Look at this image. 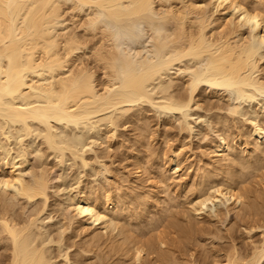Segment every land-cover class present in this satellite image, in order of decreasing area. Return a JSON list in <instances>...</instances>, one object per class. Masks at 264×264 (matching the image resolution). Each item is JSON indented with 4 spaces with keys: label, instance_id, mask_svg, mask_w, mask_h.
<instances>
[{
    "label": "bare ground",
    "instance_id": "6f19581e",
    "mask_svg": "<svg viewBox=\"0 0 264 264\" xmlns=\"http://www.w3.org/2000/svg\"><path fill=\"white\" fill-rule=\"evenodd\" d=\"M217 1L220 3L219 4L220 7L223 6V3L229 2L232 6L230 5L227 7L231 8L234 6L236 9H239V11H240V13H239L240 18L238 17L239 19L238 20L236 19L237 22H234V25H232V27H230V25H231V23H230L229 29L226 28L227 31L224 29L219 30L220 26L218 28L216 27V29L214 28L213 30H209V27L211 26V22H212V19H211L212 13L210 12V9L208 11V7L206 6V4L205 5L203 3L198 4L197 0L196 1L195 0H0V115L6 117L7 120L12 121L13 123H20L23 126L25 125V126L29 127V125H28L29 121H31V122L36 121L37 123L40 122V123L46 124V126L50 129L51 126L53 127L55 124L57 125L58 122L66 121V123H69V121H70V123H71L72 120H75V119L78 120V118L81 120V118L79 116H81L82 118L83 117L87 118V115H89V116L92 115L90 113H93V112L96 113L99 111L101 112L102 110H104L103 112H105V110L106 109L108 110L109 107H111V108L115 107L117 104L121 105V103L123 104V102H132V101L136 100V98H143L144 99V97L148 94L146 92L147 89H145V86H146L145 84H147V86H148L147 80L149 81V79L152 78L156 72L160 73L161 69L163 68L162 70H164V68L167 65H165L164 62H162L163 65H162V63L158 64L160 59L156 62V61H154V58H153V61L157 64L156 65L155 63H153V61H151L152 59L150 60L149 58H146L143 56L144 60L145 59H147V61L149 60L150 63H153V65L150 63H144L145 62L144 61L141 63V66L146 70L145 72H143L142 74H139V73L137 74V72L131 71V70H134L136 68V62L134 60H132L131 58L124 56L126 54V51L128 50L127 49L125 51V48L128 46V43H127L126 47H125L126 43H123L124 45H121V49L123 48L122 46L125 47V48H123V50L125 51V54L123 55L120 51L121 49L119 50L120 45H118L116 30H115L114 26L111 24V22L107 19L106 15H105L106 13L107 14L109 13L110 19L112 18L110 15H112L113 16L112 19L115 22H119V20H121L119 31L127 37L130 45L131 44L137 45L136 42L141 43L140 40L143 41L144 39H143V35H140L139 33L142 32L144 34L145 31H142V29H145V25L146 26L150 25V27L156 32V34H158L157 44H156L157 49L169 48V51H168V49H165V52L167 50V52H169L168 55H171V56L175 55L174 60H172L173 62L174 61L180 62V58H186L185 56H187V57H190L191 59L198 60L197 62L200 65V67L201 68L203 67L205 69V70H203V68L200 69L198 66V69H197L198 71L197 72L193 71V75H191V73H190L189 79H188V77L185 76V78H186L185 83H187L186 85L188 87L184 84V86L187 87V89L185 87L184 88L187 90L186 91L187 93L186 94L181 93L184 91L182 88L181 89L182 91L181 92L179 91V93H181V95L178 94L177 98L175 97V99L173 100V103L171 101L174 98V95H173L172 99L169 98V100H167V101H170V102H168V104L164 103V105H163V107L166 108V110H168V109L171 110L172 108H174V109H176V111L182 112L181 110L184 108L187 109L189 107V105H191L190 104L191 102H194L198 106L197 103L199 100H197V98L195 96V92H196V90H199L198 86L203 84V82L208 84L207 85L208 87L206 86L207 90L209 89V86H210L211 91L213 92V93L212 92L211 93L215 94V96H216V93H218L219 88H223V89L229 91L228 94L230 96H233V97H236L239 99L241 98V100L245 97H247L248 99L251 97L253 98V96L250 93H254V95L256 93L257 94L258 93H264V80L261 79L262 76H261V78L259 76V71H260L259 61L264 59L262 57L263 54L259 56V50L263 48V44H264V9H263V7L261 8V6L263 4L260 6H259L260 3L258 5H255V1L256 2L260 1V0H258V1L255 0L254 3H251L252 5L254 4V6L250 5V7H247L246 5H248L249 0L248 1L247 0H217ZM215 4H217V3H215ZM85 6L86 7L88 6V10H86L87 8H85ZM208 6H210V5H208ZM89 7H90V10H89ZM217 7H218V5H217ZM99 8H101L102 11H100ZM102 8H106L105 10L110 8L111 10L109 9L108 12H106ZM211 8H212V5H211ZM224 8H225V6H224ZM235 8H234V11H237ZM226 10H227V8H226ZM83 11H89V12L84 13ZM103 11H105L106 13H103ZM209 13H211V14H209ZM231 14H232V12H231ZM114 18H116V19H114ZM117 19H118V21H117ZM227 19H229L228 20L229 22H230V20H232V18L231 19L227 18ZM228 21H226V19H225V25L226 26H228L227 24H229ZM62 22H63V24H62ZM64 22H65V24H64ZM246 23L249 24V28H250V30H249V28L246 30V31L249 30V33L247 36H245V34L241 28L242 26L244 28V25H248ZM69 24L70 25L74 24L77 29H79V28L81 29L82 32L80 33V36L78 35L80 31L77 33V31H75L77 29H75L73 27L74 25L72 26V30H70V31L67 30L68 28H70ZM216 24H217V22H216ZM250 24H252V27L250 26ZM62 25H64V26H62ZM223 25H224V23H223ZM147 32H148V30H147ZM82 35H84L85 37H88V36H91L94 38L97 37L98 39L96 38V42L94 40V43H93V40H92V42L89 40L92 44L89 46V42L87 41L88 39L87 40H86V38L84 39L83 37H81ZM257 36L259 37V39ZM139 37H141V38L139 39ZM154 41H156V40H154ZM88 47L91 48V51H92L91 52L89 50V53L91 52L92 57H93V61L91 60V62L95 63L97 65V67L99 66V68L103 72L104 79H102V81L100 83L98 82L99 84L96 82L95 72L93 71L92 67L88 66L87 64H83V62H81V58H79L80 53H79V55L77 54L79 56L78 58H77V55L75 57V54L78 51L83 50L82 52L84 53V50ZM150 47H151V44H150ZM131 48H132V46H131ZM123 50H122V52H123ZM152 50H153V48H152ZM128 51H130V50H128ZM170 51L172 53H170ZM161 52H163V51H161ZM161 52H160V55L162 56ZM260 52H261V50H260ZM91 53H90V56H91ZM168 55H166V56H168ZM158 58H159V56H158ZM172 58H173V56H172ZM79 60H80V62L77 63ZM169 61L171 63H173L171 60H169ZM194 62H196V61H194ZM193 69H195V67ZM199 69H200V71H199ZM262 69H264V68H262ZM133 72H135V73H133ZM175 75H177V74H175ZM182 76H183V74H182ZM174 80H175V78H174ZM179 80H178V82H179ZM98 86H100V88ZM209 91H210V89H209ZM221 91H223V90L221 89ZM131 93L132 94L134 93L136 96L132 97L130 95ZM174 93H175V91H174ZM203 94H205V93H203ZM175 96H176V93H175ZM151 97H153V96H150V98ZM217 97H218V95H217ZM233 97H231V99ZM225 98H226V96H225ZM225 98H224V100H225ZM228 98H229V96H228ZM221 99H223V94L221 95ZM231 99L229 98V100H231ZM167 101H165V102H167ZM207 102H208V100H207ZM218 102H219V100H218ZM218 102H217V104H218ZM165 104H167V105L165 106ZM203 104H204V102H203ZM207 105L209 106V104H207ZM212 108H213V105H212ZM216 108H217V105H216ZM229 108H231V111H232L231 114H234L235 112L238 111L239 106L236 108L237 111H236V109H235V111H233V109L235 107L233 108L231 106ZM247 108H249V107H247ZM174 109H172V110H174ZM218 109H220V108H218ZM183 114H185V113H183ZM183 114L181 116H184ZM186 114H187V112H186ZM89 116H88V118H89ZM215 116H217V114ZM103 117L104 116H102V118ZM220 117H221V115L219 116V118ZM244 118H245V116H244ZM257 118H258V115H257ZM182 119H183V117H182ZM223 119H224V117H223ZM214 121H216V120L214 119ZM241 121H239V123H241ZM54 122H56V123L54 124ZM184 122H186V119ZM263 122L264 121L262 120V123ZM212 123H213V121H212ZM216 123H217V121H216ZM219 123H220V121H219ZM243 123H245V121ZM74 124H76V122H74ZM184 124L185 123H183V125ZM186 125H188L187 122H186ZM234 125L235 124L233 123V126ZM237 125H238V122H237ZM233 126H232V128H233ZM180 127H181V125H180ZM185 127L188 128L187 126H185ZM221 127H222V125H221ZM247 127H249V126H247ZM239 128H241V127H239ZM253 128H254V130H252V131L255 135V140L250 141V142L248 140L249 138L243 139V136H244L242 134L243 132L237 131L240 129H238V128H237V130L235 129L237 133L234 134V136H235V138L237 137L236 139L241 140L240 142L239 141L238 142H239V144L241 143V145L244 146L243 152L246 151L248 153L246 157L236 154L237 152L234 153V148H233L234 144L238 143V142L234 143V139H235L234 136H232L231 138L229 136L228 138H224L223 140L222 139L220 140L219 139L220 136L216 135V136H218V139L220 140L219 143L216 144V146H215L216 149H214L216 159L213 163H209V164L206 163V165L208 167H209V165L211 166L210 168L205 167V170H203L201 168L202 166L200 167V169H202V172H203L201 174V170H200V176L203 175L204 179L200 178V180L202 182L200 181V184L198 187V191H197L198 198L196 199V197H195L196 203H194V205L192 204V206H193L192 208H194V210H192V212H196L195 216L198 217L201 215L203 216V213H204L203 211L207 207L205 202L207 203L208 201H211L214 203V201H217L218 199L220 200L221 197H223L222 199H225L226 202L231 201L234 204V206H236L237 213L244 215L242 218V220L244 219L243 225L247 230V234H248L247 239L249 238V239H251V241H253L252 240L253 235L251 234L253 229L259 230V229H263V227H264V143H263L264 141L259 142V139H257V136L262 135V133L264 131V124H261L260 126L258 124H256ZM146 129H148V128L146 127ZM182 129H184V128H182ZM181 131H183V130H181ZM221 131L223 132V129H221ZM243 131H245V130H243ZM146 132H147V130H146ZM222 132H221V134H222ZM246 132H249V131H246ZM113 134H112V137H113ZM207 134H205V135H207ZM148 137H149V135H148ZM148 137H147V140H148ZM223 137H224V134H223ZM108 139H110V138L108 137ZM206 140H207V137H206ZM145 141L143 139V142H145ZM47 142L51 143V145H52V140L50 141V137H47ZM210 142H211L210 144H212V141H210ZM140 143L141 142H139V144ZM250 144H252V146ZM145 146H146V144H145ZM207 146H208V144H207ZM144 151L146 153V149H144L143 152ZM148 152H150V151H148ZM201 153H203V152H201ZM238 153H239V151H238ZM147 155H148V153H147ZM166 155H167V153H166ZM139 156H140V153H139ZM179 156H180V153H179ZM148 157H150V156H148ZM151 157H152V154H151ZM176 157H177V155H176ZM203 157H205V156L203 155ZM206 157H208L207 154H206ZM130 158H131V156H130ZM145 158H146V156H145ZM142 160H143V158H142ZM133 162H134V160H133ZM144 163H146V162H144ZM147 163L149 164V162H147ZM5 164L7 165L8 162ZM160 164H161V162H160ZM173 164H174L173 166H176V165H179L180 163L178 164V159L175 158V160L173 159ZM193 164L194 163H192V165ZM203 164H204V162H203ZM142 165L143 164L138 165L137 175L142 174L143 173L142 170H145V165L144 166H142ZM129 166H130V164H129ZM155 166H157V163L155 164ZM15 167L16 166L14 164L12 165V163H11V166L8 167V169H7V172H8L7 175L3 174L4 176H1L0 186H3V187H8V186L10 187L11 186V187H13L14 185H16V183H18L19 184V188H18L19 190L18 191H20V193L22 194L21 196L24 195L27 197V199L28 198L33 199V198H36L38 196L42 197V195H43V197H46L45 192L47 191V186L49 185V183L47 185L46 181H48V180L45 179V176L49 177L50 174L48 175L44 171V175L46 174L44 176V178L42 175V178L40 177L41 179H38L39 181L36 180L35 184H33L32 186H29L26 183H24V181L22 180L23 178H22V174L20 173V171L18 170L19 172H17L16 170H14ZM143 167H144V169H143ZM157 167H159V166H157ZM148 168H149V166H148ZM178 169H179V167H178ZM198 169H199V167H198ZM198 169H196V170H198ZM131 170H132V167H131ZM172 171L174 172L175 169ZM104 172H105V170H104ZM107 172H105V173L107 174ZM109 172H108V174H109ZM158 172H160V171L158 170ZM97 173L100 174L99 172H97ZM144 174H146V173H144ZM148 174H149V172H148ZM158 174L161 175L160 173H158ZM102 175H103V171H102ZM129 175L130 174H127V176H129ZM153 175H154V173H153ZM162 175L166 176L168 174L165 175L162 173ZM187 175H188V172H187L186 176ZM105 176H107V175H105ZM105 176H104V178H105ZM133 176H135V175H133ZM171 176H173V175L171 174ZM118 177H119V175H118ZM142 178H143V176H141V179ZM154 178H156V177L154 176ZM161 178H163V176H161L159 179L162 180ZM168 178H166V179L168 180ZM186 178H188V177H186ZM49 179H50V177H49ZM152 179H153V176H152ZM157 179H158V177H157ZM194 179H195V177H194ZM144 180H146V178ZM167 180H166V183H168ZM125 181H126V179H125ZM125 181H124V183H125ZM142 181H143V179H142ZM152 181H154V180H152ZM175 181H177V180H175ZM180 182L182 183V181H180ZM191 182H192V180H191ZM106 183L107 182H105V184ZM157 183H158V181H157ZM173 183H174V178H173ZM18 184H17V186H18ZM161 184L164 185L165 183L163 184L161 182ZM133 185L136 187L135 184H133ZM179 185H180V183H179ZM109 186H111V185H109ZM155 186H157V185H155ZM166 186H167V184H166ZM166 186H164V188H162V189L164 190ZM193 186H192V188L194 189ZM85 187L86 186H84V188ZM170 187H173V186H170ZM117 188L119 189L120 187H117ZM147 188H148V186H147ZM192 188H191V184H190L189 189H192ZM153 189H155V188H153ZM91 190H92V187H91ZM81 191H83V190H81ZM87 191H88V188H87ZM119 191H120V189H119ZM189 191H188V193H190ZM103 192H104V195L102 196V198L104 197L103 201H101L97 197V195L94 196V194L92 195L91 193H89V194L87 192L84 193V191H83V194H80V195L77 192V195H79V197L76 200H74L75 211L76 212L78 211V213H79V214L78 213L77 214L80 216L82 215V217L83 216L87 217L86 220H88V219H90V221L92 220L93 225L100 224V226H101V224L104 221H107L106 219L108 217H109V219H112V223L114 224L115 220L113 221V219H115V217H116L114 215L117 214L119 209L121 210V208L124 207L123 206V200H122L124 198L123 196L119 197L118 195L112 194V192L110 193V191H106V190L105 191L103 190ZM136 192H138V191L136 190ZM167 192H168V189L166 190V193ZM195 192H193V193H195ZM145 193H146V191H145ZM157 193H159V192H157ZM164 194H165V192H164ZM133 195H134V193H133ZM130 196H132V194ZM147 196H145V197L139 196L138 201L139 200L141 201L140 203L144 206V207L142 206L143 208H147L149 205L148 199H147L149 197H147ZM149 196H153V195H149ZM183 196H184V194H183ZM170 197L171 196L169 195V198ZM4 198H5V196L2 197V201ZM173 199H174V197H173ZM176 199H174V201ZM182 199L185 201L184 198H182ZM6 200L8 201V199H6ZM174 201L172 200V202H174ZM172 202H170V199H169V203H172ZM223 202H225V201H223ZM156 203H158V202H156ZM175 203H174V205H175ZM2 204L5 206L4 203H2ZM180 204H181V202H180ZM3 205H2V207H3ZM204 205L206 207H204ZM103 206H105L106 208ZM109 206H111V208H109ZM182 206H184L183 203H182ZM194 206H196V207H194ZM142 207H141V210L143 211ZM186 207H187V205H186ZM134 208L136 209V207H134ZM224 208H227V207H224ZM230 208H231V206L228 207V210ZM190 209H191V206H190ZM177 210H179V209H177ZM184 210H183V212H185ZM4 211H7V210H4V208H3V212H0V213H2V214H0V221H1L0 222L1 223L0 236L6 237L10 241H8L6 238L5 239L3 238V239L7 240L8 242H11L10 245H8L9 247L12 246V252H11L12 254L11 255L9 254L10 258H11V259L9 258L10 259L9 264H51L50 258H49L50 261L48 262V256H46V251L41 246L42 243L40 242L41 245H40V243H38L39 245L37 244L38 246H41V247L35 246L36 243L32 244V243H34V241H31L33 236L32 235L30 236V233L33 230L31 232H30V230H31V226H33V225H34L33 227H35V229L37 228L35 226V224L32 225L31 223H28V222L25 223L24 222L25 226H22L23 223L22 224L20 223V225H19L18 222H16L17 219H16V221L14 220V218H13L14 216H12V218H11V216H9V214L7 213V215L9 216L8 217ZM187 211H189V208H188V210H186V215L189 214V213H187ZM126 212H128V211H126ZM161 212L159 211V213H161ZM205 212H206V210H205ZM225 212L227 214V211H225ZM120 213H122V211L119 212V214ZM175 213H178V212H176V209H175ZM183 214L184 213H182V215ZM192 214H194V213H192ZM211 214L212 213L210 211V215ZM128 215H130V214H128ZM133 215H135V214H133ZM216 215L217 214L213 215L214 218H216L215 217ZM220 215H222V214H220ZM126 216H125V218H126ZM173 216H174V214H173ZM173 216H172V218L169 216L171 219H169V217H167L168 220L167 219L165 220L166 217L164 216L165 218H164V221H162V222H165L166 225L164 226V224H163V227H161V228H159V226L156 224L154 227V225L152 224V229H154V230H152V229L151 230L154 231V234H155V230H157L158 232H156V235H152V231H150L152 238L147 236V237H149L148 239H146L147 234H145V240H144V238L143 239L140 238V236H138L137 234L135 235L133 231L129 230V228H127V227L125 228L124 226L126 225V223H127L126 222L125 225H123L122 232L119 231V233L121 232V235H122L120 237V238H122L121 241L116 239L117 237H119V235L115 238V236L117 235L116 233L118 231V230H116L114 239L117 240L116 242H118V245H117V243H115L113 241L117 245V248L114 249V252L117 251V254H118L119 250L121 251V253H122V251H124V253L126 254V258H127V256H129L130 263H131V259L134 261V262L132 261L133 262L132 264H146V262H144V260L145 261L147 260L146 259L147 256H148L147 257L148 260L150 259V261H149V263H150L153 260V258H152L153 255L156 256V257H154L155 260H153V262H155V264H161V263L163 264V262H164V264L165 263L166 264H170V263L175 264L176 258H177V257L175 258V254H176L175 252H177V251L182 252L181 251V249L183 248L182 246H185L186 243L189 241V239L191 240V238L195 234V232L197 233L196 229H197L198 225H197V227H195L193 225L194 223L192 224L193 221H191V220H194L195 216L193 217L190 215L191 216V220H190L191 223L190 222L185 223L186 221L184 220V218L186 216L183 217V220L185 222H180L181 219L178 220L176 218L177 216L176 217L174 216L175 218ZM217 216H219V215H217ZM130 217H131V215H130ZM146 217H147V215H146ZM192 217H193V219H192ZM127 218H129V217H127ZM138 218H139V216H138ZM211 218L213 220V217H211ZM155 219L157 220L159 218H155ZM187 219H188V217H187ZM33 220H34V218H33ZM33 220L32 221L30 220V221L33 222ZM122 220H123V218H122ZM135 220H133V221H135ZM35 221H36V219H35ZM152 221H153V219H152ZM167 221H169V222L166 223ZM188 221H189V219H188ZM196 221H198V220H196ZM109 222H111V220ZM143 222H144V220H143ZM222 223H223V221H222ZM29 224H30V226H29ZM118 224H119V222H118ZM147 224H148V222H147ZM198 224H200V223L198 222ZM161 225H162V223L160 224V226ZM114 226H118V225L114 224ZM114 226L112 225V227H114ZM127 226L130 227L129 224H127ZM149 226H150L149 228H151V225H149ZM119 227H118V229H119ZM230 227H232V226H230ZM29 228H30V230H29ZM100 228H99V230H100ZM141 228H142V225H141ZM82 229H83V227H82ZM131 229H132V227H131ZM168 229H169V231H167ZM201 229L202 228H200V231L202 233L203 229L202 230ZM36 230L38 231V229H36ZM134 230H135V227H134ZM136 230L138 231V228H136ZM198 230H199V227H198ZM112 231H113V228H112ZM208 231H210L209 228H208ZM227 231L229 232V229H227ZM1 232H5L6 235H5V233H4V235H2ZM101 232H100V235L102 234ZM144 232H147V228H146V230H143V233L141 232L142 237H144L143 236ZM171 233H173V236L169 235ZM207 233L209 235V232H206V234ZM261 233L262 234H260V235H263V238L259 242L258 241L255 242L254 245L252 243V248L248 251L240 252V251H238L236 246H234V245L232 246V243H230V246H232L231 247L232 249L230 248L231 249L230 250L228 248L227 249L228 251L226 250L227 253L224 256L225 257L224 258V264H262V263H264V262H262L264 260V230H262ZM31 234H33V233H31ZM96 234H98L97 231H96ZM138 234L140 235V229H139ZM100 235L98 238H100ZM166 235H168L170 237L167 238ZM87 236H89V235H87ZM91 236H92V233H91ZM153 236H154V238H153ZM200 236H202V235H200ZM203 236H204V234H203ZM230 236H231V234H230ZM206 237H207V235H206ZM212 237H214V235L211 236V238ZM95 238H96V236H95ZM95 238L93 237L94 240H95ZM111 239H112V237H111ZM208 239H209V237H208ZM69 240H71V239H69ZM90 240H92V237H90ZM94 240H93V243L95 242L96 245L92 244V248L94 245L97 246L98 250H96V249L95 250H96V252H98L101 250L102 246L100 247V245L102 243L100 244V240L97 242L98 239H96L95 241ZM102 240H103V238H102ZM193 240H192V242H193ZM109 241H110L109 245H111L112 240H109ZM195 241L197 243H199V241L196 240V237H195ZM0 242H1V239H0ZM101 242H103V241H101ZM231 242H233V241L231 240ZM87 243L89 244V242H87ZM87 243L85 245H88ZM189 243L187 245H189ZM209 244H207V246ZM200 245H201V243H200ZM88 246L91 247V245H88ZM95 246H94V248H95ZM212 246H214V245L212 244ZM212 246H211V248H212ZM106 247H108V243L106 244ZM106 247L104 244V248H106ZM165 247H167V248L165 249ZM221 247L222 246H219V248H221ZM111 248L112 247H110V249ZM184 248H186V247H184ZM209 248H210V246H209ZM224 248L226 249V246H224ZM79 249H81V248H79ZM225 249H223V251H225ZM47 250H49V248ZM103 250H105V249H103ZM187 250H188V248H187ZM221 250H222V248H221ZM86 251L87 252L84 251L85 254L88 253L89 250H86ZM108 251H110V250L107 249V252ZM190 251H193V250H190ZM195 251H197V250L195 249ZM58 252H59V249H58ZM80 252H81V250H80ZM80 252H78V256H79ZM93 252H94V250H93ZM111 252H113V248L110 251V253ZM168 252H170V254ZM216 252H220V251L218 250ZM90 253H91V251H90ZM171 253L174 256H172ZM192 253L193 252H191V254ZM0 254H1V252H0ZM48 254L50 255V253H48ZM101 254L104 255L103 253H101ZM59 255H60V253H59ZM96 255H98V256H96ZM96 255H95L96 259L98 257H99V259L101 258L99 256V253ZM106 256L108 257V254ZM149 256L151 258H149ZM176 256H177V254H176ZM186 256H188V255H185L184 258H187ZM190 256L191 255H189V257ZM210 256H212V254ZM91 257H92V255H91ZM95 257H93V258H95ZM169 257H170V261H169ZM172 257H174L173 260L175 262H173V260L171 262ZM198 257H199V255H198ZM206 257H209V256H206ZM214 257L212 258V260L217 259L216 256H214ZM74 258L76 259V257H74ZM82 258H83V256H82ZM111 258H112V255H111ZM184 258L181 259L182 263L185 262L183 260ZM191 258H192V256H191ZM5 259L7 260L6 257H5ZM123 259H124V256H123ZM192 259L194 260V258H192ZM192 259H191V262H192ZM84 260H86V258ZM105 260H106V257H105ZM114 260L116 261V259H114ZM119 260L120 259H118V261ZM7 261H9V260H7ZM96 261H98V259ZM167 261H168V263H167ZM199 261H200V257H199ZM201 261H202V259H201ZM201 261H200V263H198V262L197 263L194 262V263L195 264H201V263L204 264V262H206V260L203 262H201ZM88 262H87V264H88ZM106 262H107V260H106ZM111 262H112V259H111ZM153 262H152V264H153ZM177 262H179V261H177ZM207 262H209V260ZM83 263H84V261H83ZM180 263H181V261H180ZM210 263L211 262H209L208 264H210ZM55 264H56V262H55ZM58 264H61V263H58ZM92 264H94V263H92ZM112 264H115L114 261ZM123 264H125V263H123ZM215 264H223V263H220V260H219Z\"/></svg>",
    "mask_w": 264,
    "mask_h": 264
},
{
    "label": "rangeland",
    "instance_id": "374dc122",
    "mask_svg": "<svg viewBox=\"0 0 264 264\" xmlns=\"http://www.w3.org/2000/svg\"><path fill=\"white\" fill-rule=\"evenodd\" d=\"M249 1H248V5H246V6L247 7H250V5L254 6V4L252 5L251 3H254L255 0H249ZM197 3L198 4L203 3L204 5L206 4V6L208 7V11L210 9V12L212 13V16H211L212 22H211V26L209 27V30H213L214 28L216 29V27L218 28L219 26H220L219 30L220 29L226 30V28L229 29L230 23H231L230 27H232V25H234V22H237L236 19L238 20L240 18L239 17L240 16L239 9H236L234 6L231 8L227 7V6L231 5L229 2H226L227 4L223 3V6H221V7L219 5L220 3L217 0H205V1L204 0H197ZM215 3H217V4H215ZM258 4H259V6L263 4L261 6V8L263 7V9H264V0H260L259 2L255 1V5H258ZM208 5H210V6H208ZM211 5H212L213 9L211 8ZM217 5L219 8L217 7ZM88 6L87 7L85 6V8H87L86 10H88ZM224 6H225V8H224ZM106 8H102V9L105 10ZM226 8H227V10H226ZM234 8L237 11H234ZM99 9H100V11H102L101 8H99ZM109 9H107L105 11L108 12ZM89 10H90V7H89ZM105 11H103V13H106ZM83 12L88 13L89 11H83ZM231 12H232V14H231ZM211 13H209V14H211ZM105 15L110 22L114 21L112 19L113 18L112 15H110L112 17L111 19L109 17V13L108 14L106 13ZM227 18H230V19L232 18V20H230V22H229L228 21L229 19H227ZM114 19H116V18H114ZM225 19L229 23V24H227L228 26L225 25ZM117 21H118V19H117ZM221 21L224 23V25ZM120 22H121V20H119V23ZM216 22H217V24H216ZM62 24H63V22H62ZM64 24H65V22H64ZM246 24H248V23H246ZM73 25L69 24L70 28H68L67 30H69V31L72 30ZM62 26H64V25H62ZM250 26L252 27V24H250ZM73 27L75 29H77L75 25ZM241 28H242L245 36H247L249 33V30H250L249 24L244 25V28H243V26ZM248 28H249V30L246 31ZM147 30H148V32H147ZM75 31H77V33L80 31L78 34L80 36V33L82 32L81 29L79 28ZM142 31H145V32H144V34L142 32L139 33L140 35H143V39H144L143 41L140 40L141 43L136 42L137 45L136 44L130 45V43H128L127 47H126V45H127V43H126L125 44L126 48L124 46H122L123 48H125V51L127 49L130 50V51L127 50L126 54H125V51L123 50V48L121 49V45H124V44H121L119 47V50L121 49L120 50L121 53L123 55L125 54L124 56L129 57L136 62V68L134 71L137 72V74L138 73L142 74L143 72L146 71L141 66V63L144 61H145L144 63H150V61L149 60L147 61V59L144 60V57L149 58L150 60L152 59L151 61H153V58H154V61H156V62L160 59L158 64L159 63L161 64L162 62H164V64L167 65L166 67L164 66L165 67L164 70H162L163 68L161 69L162 73L156 72L154 74V76L149 79V81L147 80L148 86H147V84H145L146 85L145 89L148 90V91L146 90V92L148 94L144 97V99L143 98H136V100H134L132 102H123V104L121 103V105L117 104L116 106L114 105L115 107H112V108L109 107V109L108 110L106 109L105 112H103L104 110H102L101 112L99 111L96 113H94V112L90 113L92 115H90V116L87 115V118L83 117L84 119L86 118L85 120L81 116H79L81 118V120L77 117L78 120H76V119H75L76 121L72 120L73 123L72 122L70 123V121H69V123H66V121H62V122H58L56 125L55 124L56 122H54V124L56 126L55 125L53 127L51 126L50 129L46 126V124H43L40 122L37 123L36 121H33V122L29 121V123H28L29 127L25 126V125L23 126L20 123H13L12 121L7 120L6 117L0 115V171H1L0 172L1 173L0 179H1V176L7 175V173H8L7 169H8V167L11 166V163H12V165L14 164L16 166L14 168V170H16L17 172L20 171V173L22 174V178H23L22 180L24 181V183H26L29 186H32L33 184H35L36 180L39 181L38 179H41L42 175L44 178V176L46 174H48V175L50 174L49 175L50 179H49V177L45 176V179L48 180V181H46L47 185L49 183V185L47 186V191L45 192L46 197H43V195H42V197L38 196V197L33 198V199H29V198L27 199L26 196H24V195L21 196L22 194L20 193V191H18L19 190L18 189L19 188L18 183H16V185H14L15 187L14 186L13 187H11V186L10 187L9 186L8 187L0 186V212H3V208H4V210H7V211H4L6 213V215L8 213L9 216H11V218H12V216H14L13 217L14 220L16 221V219H17L16 222H18L19 225H20V223L21 224L23 223L22 226H25L24 222L25 223H27V222L31 223L32 225L35 224V226L37 227L36 229H38V231L35 229V227H33L34 225L31 226V230L29 228L30 232L32 230L34 231V232L33 231L31 232L33 234L30 233V236L31 235L33 236L31 241H34V243H32V242L31 243L32 244L36 243L35 246H37V247L42 246V248L45 249L46 256H48V262L51 260L50 261L51 264H55V262H56V264H58V263H61V264H81V263L85 264L86 263L87 264V262L89 260L90 261L88 262V264L89 263L90 264H92V263H94V264H96V263L97 264H112L113 261L115 264H120V263L121 264H123V263L129 264L130 263L129 256H127V258H126V254L124 253V251H122V253H123L122 254L121 251L119 250V252H118L119 255L117 254V251L114 252V249H116L117 245H118V242H116V241L122 240V238H120V237L122 236L121 232H122L123 225H125V223L127 222L124 227L129 228V230L133 231L135 235L137 234L138 236H140V238H142V239L144 238V240H145V234H147L146 239H148L149 237L152 238V235H156V232H158L157 230H155V234H154V231H152V230H154V229H152V224L154 225V227L156 224L159 226V228H161V227H163V224H164V226L166 225L165 222H162V221H164V218L166 217L165 220L169 216L172 218L173 214L175 217L177 216L176 218L178 220L181 219L180 222L186 221L185 223H187V222L191 223V221H193L192 224L194 223L193 225L195 227H197V225L199 227V230L197 227V229H196L197 233L195 232V234L192 236L191 240L189 239V241L186 243V245L182 246L183 247L181 249L182 252H178V251H177L178 253L175 252L177 254V256L175 254V258L177 257L175 264H186V263L187 264H195L197 262L200 263L201 259H202L201 262L206 260V262H204V264H208L209 262H211L210 264H213V263L215 264L219 260H220V263L224 264V258H225L224 256L226 255L228 248L230 249L234 245L237 247L238 251H240V252L248 251L252 248V243L254 245L255 242H257V241L259 242L263 238V235H260V234H262L261 231L264 230V227H263V229H259V230L253 229V231L251 232V234L253 235V238H252L253 241H251V239H249V238L247 239V236H248L247 230L243 225L244 219L242 220L244 215L238 214L236 211V206H234V204L231 201L226 202L225 199H222L223 197H221L220 200L218 199L217 201H214V203L211 201H208L207 203L205 202L207 207L204 205V207H206L205 208L206 212L203 209L204 213L202 212L203 213V216L201 215L202 217L201 216H198V217L195 216L196 212H192V210H194V208H192L193 207L192 204L194 205V203H196V199L198 198L197 191H198V187H199V184L201 181L200 178L204 179L203 175L200 176V170H201V174H202L203 173L202 169L205 170V167L206 168L208 167L206 165V163L207 164L213 163L216 159L215 152H214L215 151L214 149H216V147H215L216 144H218L221 139L223 140L224 138H228L229 136H230V138L232 136H234V134L237 133L236 132L237 128L240 129L237 131L243 132L242 133L244 135L243 139L249 138L248 139L249 142L255 140V135L252 131V130H254L253 127L256 124H258L259 126L261 124H264V122L262 123V120L264 121V103H263L264 102V93H258V94L256 93L255 95H254V93H250L253 96V98L251 97L252 99L251 98L248 99L247 97H245L241 100V98L239 99V98L230 96L228 94L229 91H227L223 88H219L218 93H216V96H215V94H212L213 92L211 91L210 86H209V89H210V91H209V89L208 90L206 89V86L208 84L203 82V84L198 86L199 90H196V92H195V96H196L197 100H199L197 103L198 106L194 102H191L190 103L191 105H189V107L187 109L184 108L185 110L184 109L181 110L182 112L176 111V109H174V108H172L174 110H172V109L166 110V108H164L163 105H164V103L168 104V102H170V101H167V100H169V98L172 99L173 95H174V98L171 101L173 103V100L175 99V97L177 98L178 94L181 95V93H183V94L187 93L186 89L188 86L186 85L187 83H185V81H186L185 76L188 77V79H189V74L191 73V75H193V71L197 72L198 66L200 69H202L203 67L202 68L200 67V65L197 62L198 60L191 59L190 57H187V56H185L186 58H180V62L179 61L173 62L172 60H174L175 55H172L173 56V58H172L171 55H168L169 52H167V50L165 52V49H168V51H169V48L162 49L163 52H161V54H162V56H161L160 53L159 54L157 53L158 49L156 47L158 34H156V32L150 27V25H147V26L145 25V29H142ZM81 37H83L84 39L86 38V40L88 39L87 41L89 42V46L92 45L91 44L92 40L94 43V40L96 42V38H97V37L94 38L91 36L85 37L84 35H82ZM141 37H139V39ZM258 39H259V37H258ZM154 40H156V41H154ZM150 44H151V47H150ZM131 46H132V48H131ZM152 48H153V50H152ZM89 50L91 51V48H89V47L84 50V53L82 52L83 50H80L81 52L78 51L75 54V57L77 54L79 55V53H80V55H79L80 57L77 55V58L78 57L81 58V62H83V64H87L88 66L92 67L93 71L95 72L96 82L100 83L102 81V79H104L103 72L99 68V66L97 67V65L95 63L91 62V60L93 61V57H92V53H91L92 51L90 52L91 53V56H90ZM122 50H123V52H122ZM260 50H261V52H260ZM260 50H259V56L263 54L262 57L264 58V44H263V48ZM170 53H172V52L170 51ZM166 55H168V56H166ZM158 56H159V58H158ZM169 60H171L173 63H171ZM193 60L196 62H194ZM154 61H153V63H155ZM79 62H80V60L77 63H79ZM153 63H150V64L153 65ZM162 65H163V63H162ZM194 67H195V69H193ZM259 67H260V71H261V72L259 71V76H260V78L262 76L261 79L264 80V71H263L264 69H262V68H264V59L259 61ZM200 69H199V71H200ZM203 70H205V69L203 68ZM175 74H177V75H175ZM182 74L184 77L182 76ZM174 78L176 81L174 80ZM177 79L181 80V81L179 80L180 83L178 82ZM184 84L187 87H185ZM98 87L100 88V86H98ZM182 88L185 92L184 91L181 92ZM221 89L223 91H221ZM174 91L176 93V96H175ZM179 91L181 93H179ZM203 93H205V94H203ZM222 94H223V99H221ZM217 95L219 98L217 97ZM150 96H153V97L150 98ZM225 96L228 100L225 98ZM228 96L230 99H231V97H233V98L231 100H229ZM224 98H225V100H224ZM207 100H208V102H207ZM218 100H219V102H218ZM165 101H167V102H165ZM203 102H204V104H203ZM217 102H218V104H217ZM167 104H165V106ZM207 104H209V106ZM212 105H213V108H212ZM216 105H217V108H216ZM231 106L233 108L235 107L234 109L232 108L233 111H235V109L239 106L238 111L236 109L237 112H235L234 114H231L232 111H231V108H229ZM247 107H249V108H247ZM218 108H220V109H218ZM185 111L187 112V114ZM183 113H185V114H183ZM182 114L184 116H181ZM216 114H217V116L221 115L222 118L221 117L219 118V116L218 117L215 116ZM257 115H258V118H257ZM88 116H89V118H88ZM102 116H104V117L102 118ZM244 116H245V118H244ZM182 117H183V119H182ZM223 117H224V119H223ZM185 119H186V122L188 123V125L190 124L189 126L186 125V122H184ZM214 119L217 121V123H216V121H214ZM241 120L243 122L245 121V123H243ZM212 121L214 124L212 123ZM219 121H220V123H219ZM239 121H241V123H239ZM74 122H76V124H74ZM237 122H238V125H237ZM183 123H185L184 125L187 126L188 128H186L183 125ZM233 123L235 124L234 126H233ZM216 124L217 125L219 124L220 126L219 125L217 126ZM180 125L184 129H182L180 127ZM221 125H222V127H221ZM232 126H233V128H232ZM247 126H249V127H247ZM146 127L148 129H146ZM239 127H241V128H239ZM180 129L183 131H181ZM221 129H223V132L221 131ZM242 129L245 131H243ZM146 130L148 133L146 132ZM246 131H249V132H246ZM221 132H222V134H221ZM204 133L205 134L210 133V134L205 135ZM112 134H113V137H112ZM223 134H224V137H223ZM148 135H149V137H148ZM216 135L220 136L219 137L220 140L218 139V136H216ZM146 136L148 137V140H147ZM47 137H50V141L52 140V145H51V143H48L49 141L47 142ZM108 137L110 139H108ZM206 137H207V140H206ZM234 138H235V136H234ZM236 138L234 139V143L241 141V140H238ZM143 139H144V141L145 140L146 141L143 142ZM257 139H259V142L264 141L263 140L264 139V131H263L262 135L257 136ZM210 141H212V144H210L211 143ZM139 142H141L140 143L141 145L139 144ZM239 142L234 144V147H233L234 153L237 152L236 154L246 157L248 153L246 151L243 152L244 146L241 145V143L239 144ZM145 144H146V146H145ZM207 144H208V146H207ZM250 145L252 146V144H250ZM144 149H146V153H145V151L143 152ZM148 151H150V152H148ZM238 151H239V153H238ZM178 152L180 153L181 157L179 156ZM201 152H203V153H201ZM139 153H140V156H139ZM147 153H148V155H147ZM166 153H167V155H166ZM151 154H152V157H151ZM206 154L208 157H206ZM176 155L178 158L176 157ZM203 155L205 157H203ZM130 156H131V158H130ZM145 156H146V158H145ZM148 156H150V157H148ZM142 158H143V160H142ZM175 158L178 159V164L180 163L181 165L179 164V165L173 166L174 165L173 159L175 160ZM133 160H134V162H133ZM7 162H8V164H7L8 166L5 164ZM144 162H146V163L149 162V164L147 163L148 164L147 165ZM160 162H161V164H160ZM203 162H204V164H203ZM139 163L143 164L142 166L145 165V170H142L143 171L142 174L137 175L138 165H140ZM156 163H157V166H159V167L155 166ZM192 163H194V164L192 165ZM129 164H130V166H129ZM148 166H149V168H148ZM131 167H132V170H131ZM178 167H179V169H178ZM198 167H199V169H198ZM200 167L202 169H200ZM210 167L211 166L209 165L208 168H210ZM143 169H144V167H143ZM174 169H175V171L173 172L172 170H174ZM196 169H198V170H196ZM104 170H105V172L110 171L109 174H108V172L106 174L104 172ZM158 170L160 172H158ZM44 171L46 173L45 175H44ZM102 171H103V175H102ZM97 172H99L100 174H98ZM148 172L150 175L148 174ZM187 172H188V175L186 176ZM144 173H146V174H144ZM153 173H154V175H153ZM158 173H160L161 175H159ZM162 173L165 175L166 174H168V175L164 176V175H162ZM127 174H130V175L127 176ZM171 174L173 176H171ZM105 175H107V176H105ZM118 175H119V177H118ZM133 175H135V176H133ZM104 176L107 180L104 178ZM141 176H143V178H142L143 181L141 179ZM152 176H153V179H152ZM154 176L156 178H154ZM161 176H163V178H161L162 180L159 179ZM157 177H158V179H157ZM186 177H188V178H186ZM194 177H195V179H194ZM145 178H146V180H144ZM166 178H168V180ZM173 178H174V183H173ZM125 179H126V181H125ZM149 179L150 180L152 179L155 182L152 180L150 181ZM166 180L168 183H166ZM175 180H177V181H175ZM191 180H192V182H191ZM124 181H125V183H124ZM157 181H158V183H157ZM180 181H182V183ZM105 182H107V183L105 184ZM161 182L163 184L164 183L165 184L162 185ZM179 183H180V185H179ZM17 184H18V186H17ZM108 184L111 186H109ZM133 184H135L136 187ZM166 184L169 188L166 186ZM190 184H191V188L194 185L193 186L194 189L193 188L189 189ZM155 185H157V186H155ZM84 186H86V187L84 188ZM147 186H148V188H147ZM164 186H166V187L163 190L162 188H164ZM170 186H173V187H170ZM91 187H92V190H91ZM117 187H120L119 188L120 191ZM87 188H88V191H87ZM153 188H155L156 190ZM167 189H168V192L166 193ZM81 190H83L84 193L87 192L88 194L89 193H91L92 195L94 194V196L97 195V197L101 201H103V199H104V197L102 198V196L104 195L103 190L104 191L105 190L110 191V193L112 192V194L118 195L119 197L123 196L124 198L122 200H123V206L124 207L121 208V210L119 209L120 211L118 210L117 214L115 213L116 215H114V216H116V217H115V219H113V221L115 220L114 224L118 225V226H114V224L112 223V219H109V217L106 219L107 221H104L105 220L104 219L103 220L104 222L100 226V224L93 225L92 220L91 221H90V219L86 220L87 217H84V216L82 217V215L81 216L78 215L79 214L78 211L77 212L75 211L74 200H76L80 194H83V191H81ZM136 190L138 192H136ZM145 191H146V193H145ZM188 191L190 193H188ZM77 192L79 195H77ZM157 192H159V193H157ZM164 192H165V194H164ZM193 192H195V193H193ZM133 193H134V195H133ZM131 194H132V196H130ZM183 194H184V196H183ZM144 195L145 196L148 195L147 197H149V198H147L148 203H149V205L147 207L148 209L143 208L144 206L140 203L141 201L140 200L138 201L139 196L145 197ZM149 195H153V196H149ZM169 195L171 196L170 198H169ZM3 196H5V198L3 199L4 202L2 201ZM173 197H174V199H176V198L177 199L174 201ZM195 197H196V199H195ZM182 198H184L185 201ZM6 199H8V201ZM169 199H170V202H172V200L174 202L169 203ZM223 201H225V202H223ZM156 202H158V203H156ZM180 202H181V204H180ZM2 203H4L6 207ZM174 203H175V205H174ZM182 203L184 204V206H182ZM2 205H3V207H2ZM186 205H187V207H186ZM189 205L191 206V209H190ZM105 206H103V207H105ZM133 206L136 207V209ZM229 206H231V208L228 210ZM141 207H142L144 212L141 210ZM194 207H196V206H194ZM224 207H227V208H224ZM109 208H111V206H109ZM188 208H189V211H187V213H189V214L186 215V210H188ZM175 209H176V212H178L179 214L175 213ZM177 209H179V210H177ZM183 210L185 212H183ZM224 210L227 211V214ZM121 211H122V213L119 214V212H121ZM126 211H128V212H126ZM159 211L160 212L162 211V212L159 213ZM210 211L212 213L211 215H210ZM181 212L184 213L185 215L183 214L184 215L183 216ZM192 213H194V214H192ZM0 214H2V213H0ZM128 214H130L131 217ZM133 214H135L136 216ZM215 214H217L219 216L216 215L215 216L216 218H214L213 215H215ZM220 214H222V215H220ZM146 215H147V217H146ZM190 215L193 217L195 216L194 217L195 221L191 220ZM125 216H126V218H125ZM138 216H139V218H138ZM127 217H129V218H127ZM170 217H169V219H171ZM183 217L186 218V219L184 218L185 221L183 220ZM187 217H188L189 221H188ZM193 217H192V219H193ZM211 217H213V220ZM33 218H34V220H33ZM122 218H123V220H122ZM155 218H159L161 221L159 219L156 220ZM35 219H36V221H35ZM152 219H153V221H152ZM30 220L31 221L33 220L34 223L31 222ZM108 220L109 221L111 220V222H109ZM133 220H135V221H133ZM143 220H144V222H143ZM196 220H198V221H196ZM117 221L119 222V224ZM222 221H223V223H222ZM147 222H148V224H147ZM168 222L169 221H167L166 223H168ZM198 222L200 224H198ZM161 223H162V225L160 226ZM127 224H129L130 227H128ZM140 224L142 225V228H141ZM112 225L114 227H112ZM149 225H151V228H149L150 227ZM29 226H30V224H29ZM230 226H232V227H230ZM82 227H83V229H82ZM118 227H119V229H118ZM131 227H132V229H131ZM134 227H135V230H136V228H138V231L137 230L135 231ZM207 227L209 228L210 231H208ZM99 228H100V230H99ZM112 228H113V231H112ZM146 228H147V232H144V234H143L144 237H142L141 235L143 233V230H146ZM200 228L203 229V230L201 229L202 233L200 231ZM0 229H1V223H0ZM139 229H140V235L138 234ZM227 229H229V232L227 231ZM116 230H118L117 233H116ZM96 231L98 232V234H96ZM119 231H121V232L119 233ZM150 231H152V235H151ZM167 231H169V229ZM100 232L102 233L101 235H100ZM206 232H209V235H208V233L206 234ZM4 233L5 232H1L2 235H4ZM91 233H92V236H91ZM115 233L117 234L116 236H115ZM229 233L231 234V236ZM203 234H204V236H203ZM5 235H6V233H5ZM87 235H89V236H87ZM99 235H100V238H98ZM118 235H119V237H117ZM169 235L173 236V233H171ZM200 235H202V236H200ZM206 235H207V237H206ZM213 235H214V237L211 238V236H213ZM95 236H96V238H95ZM114 236H115V238L117 237L116 238L117 240L114 239ZM147 236H149V237H147ZM166 236H167V238L170 237L168 235H166ZM0 237H1L0 238L1 239V242H0V246H1L0 247V249H1L0 250V252H1L0 262L1 263L0 264H9L10 259H11L10 255L12 254L11 253L12 252V246L9 247L8 245H10L11 242H8L10 240H8L4 236L3 237L0 236ZM90 237H92V240H90ZM93 237L95 238V240L98 239L97 242L100 240V244L102 243L100 245V247L102 246L101 250L98 252H96V250H98V248H97V246H95L96 245L95 242L93 243V240H94ZM111 237H112V239H111ZM195 237H196V240L199 241V243H197L195 241ZM208 237H209V239H208ZM3 238L4 239L6 238L8 241L4 240ZM102 238H103V240H102ZM153 238H154V236H153ZM69 239H71V240H69ZM109 240H112L111 245H109L110 244ZM192 240L194 243L192 242ZM231 240L234 243L231 242ZM101 241H103V242H101ZM113 241L115 243H117V245ZM40 242L42 243V245ZM85 242L86 243L89 242V244L88 243L87 244L91 245V247L88 245H85L86 244ZM38 243H40L41 246H38L39 245ZM107 243H108V247H106ZM188 243H189V245H187ZM200 243H201V245H200ZM230 243H232V246H230ZM74 244L75 245L77 244V245L75 246ZM92 244H95L94 245L95 248H94V246L92 248ZM104 244H105L106 248H104ZM207 244H209V245L207 246ZM212 244L214 246H212ZM209 246H210V248H209ZM211 246H212V248H211ZM219 246H222L221 247L222 250H221V248H219ZM224 246H226V249L224 248ZM110 247L113 248V252H111V253H110V251L112 250V248L110 249ZM184 247H186V248H184ZM191 247L192 248L194 247V248L192 249ZM48 248H49V250H47ZM79 248H81V249H79ZM102 248L105 249L106 251L103 250ZM166 248L167 247H165V249ZM187 248H188V250H187ZM58 249H59V252H58ZM107 249H109L110 251L107 252ZM195 249L197 251H195ZM217 249L220 252H216V251H218ZM223 249H225V251H223ZM80 250H81V252H80ZM83 250L85 252H87L86 250H89V251H88V253L85 254ZM93 250L95 253L93 252ZM190 250H193V251H190ZM90 251H91V253H90ZM78 252H80L79 256H78ZM191 252H193V253L191 254ZM48 253H50V255ZM59 253H60V255H59ZM98 253H99V256L101 258L99 259V257H98L97 258L98 261H96L97 259H96L95 255ZM101 253H103L104 255H102ZM168 253L170 254V252H168ZM105 254L106 255L108 254V257ZM211 254H212V256H210ZM91 255H92V257H91ZM111 255H112V258H111ZM185 255H188V256H186L188 259L184 258ZM189 255H191L192 258H194V260L191 258V256L189 257ZM198 255L200 257V261H199ZM82 256H83V258H82ZM96 256H98V255H96ZM123 256H124V259H123ZM172 256H174V255L172 254ZM206 256H209V257H206ZM214 256H216V258H217V259H215L216 261L219 258L220 259L216 262L214 259L212 260V258ZM5 257L9 261H7L5 259ZM74 257H76V259ZM84 257L86 258V260H84L85 259ZM93 257H95V258H93ZM105 257H106L107 262L105 260ZM147 257H146V259L148 260ZM154 257H156V256L155 255L152 256L153 260H155ZM49 258H50V260H49ZM149 258H151V257L149 256ZM173 258L174 257H172L171 262H172ZM182 258H184L183 259L185 261L184 263H182V260H181ZM111 259H112V262H111ZM114 259H116V261ZM118 259H120L121 261L120 260L118 261ZM191 259H192V262H191ZM147 260L146 261L144 260V262H146V264L149 263L150 259L148 261ZM153 260L149 264H152ZM208 260H209V262H207ZM76 261L77 262L79 261V262L77 263ZM83 261H84V263H83ZM132 261L133 260L131 259L130 264H132L134 262V261L133 262ZM169 261H170V257H169ZM177 261H179V262H177ZM180 261H181V263H180ZM173 262H175V261L173 260ZM262 262H264V260ZM167 263H168V261H167ZM153 264H155V262H153ZM163 264H164V262H163ZM201 264H203V263H201ZM262 264H264V263H262Z\"/></svg>",
    "mask_w": 264,
    "mask_h": 264
},
{
    "label": "water",
    "instance_id": "95a60500",
    "mask_svg": "<svg viewBox=\"0 0 264 264\" xmlns=\"http://www.w3.org/2000/svg\"><path fill=\"white\" fill-rule=\"evenodd\" d=\"M111 24L114 26V28H115V30H116V33H117V39H118V45H121V44H123V43H129V41H128V39H127V37L123 34V33H121L119 30V28H120V24L121 23H119V22H111ZM163 49V48H162ZM162 49H158L157 51V53H160L161 51H162ZM160 64V63H159ZM135 70V69H134ZM134 70H131V71H134ZM133 73H135V72H133ZM132 97H135L136 95L133 93H131L130 94Z\"/></svg>",
    "mask_w": 264,
    "mask_h": 264
}]
</instances>
